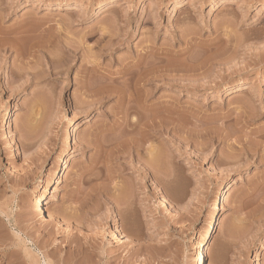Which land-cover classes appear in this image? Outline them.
I'll return each mask as SVG.
<instances>
[{
  "label": "rangeland",
  "instance_id": "rangeland-1",
  "mask_svg": "<svg viewBox=\"0 0 264 264\" xmlns=\"http://www.w3.org/2000/svg\"><path fill=\"white\" fill-rule=\"evenodd\" d=\"M226 183L207 264H264V0H0V264H194Z\"/></svg>",
  "mask_w": 264,
  "mask_h": 264
},
{
  "label": "bare ground",
  "instance_id": "bare-ground-1",
  "mask_svg": "<svg viewBox=\"0 0 264 264\" xmlns=\"http://www.w3.org/2000/svg\"><path fill=\"white\" fill-rule=\"evenodd\" d=\"M133 66H135V67H137V66H140V63H134V65L132 64H130V67H129V69H131V68H133ZM128 69V68H127ZM129 69L128 70H126V74H128L127 72L129 71ZM144 73H146V72H144ZM123 74V73H122ZM141 75V74H140ZM111 76H112V74H111ZM146 74H145V78H144V76H143V78L144 79H146ZM39 77H38V74L37 75H35L34 74V76H33V81H34V79H38ZM143 78H141L142 80H143ZM107 80H109V82L110 81H117V80H115V79H117V78H113V77H108L107 76V78H106ZM141 79L139 78V79H137V82L136 83H133V86H134V84L136 85V87H138L137 86V84H139L140 83V81H141ZM103 80V79H102ZM105 80V79H104ZM161 80H163V79H161ZM106 82V81H105ZM133 82V81H132ZM102 83V82H101ZM100 83V84H101ZM98 85V84H97ZM103 86H104V84H102ZM101 85V86H102ZM106 85V84H105ZM109 86V85H108ZM135 87V86H134ZM135 87V88H136ZM103 87H100V88H96L95 89V91H93V93H99V92H101L102 90H104V89H102ZM121 88V87H120ZM124 88V87H123ZM139 88V87H138ZM126 89H128V88H125V90ZM131 89V88H130ZM92 90H94V89H92ZM114 90V89H113ZM122 90V91H121ZM118 89V90H114L115 92L114 93H118V95H119V98L121 99V101H123V100H125L124 98H125V96L127 97V95H126V91L124 92V90L123 89ZM128 91V90H127ZM103 92V91H102ZM106 92V91H105ZM108 92V91H107ZM112 93V92H111ZM87 94H89V91H88V93ZM96 94V95H97ZM100 94V93H99ZM89 95H91V94H89ZM92 96V95H91ZM95 96V95H94ZM96 97V96H95ZM99 97V96H98ZM129 99V98H128ZM96 102V101H95ZM123 104V103H122ZM125 105V104H124ZM140 107V106H139ZM125 108V107H124ZM130 108V107H129ZM131 109V108H130ZM141 109V108H140ZM132 110H134L135 111V108H133V106H132ZM124 117L126 116V118L127 117H129V109L127 108V109H124ZM123 113V112H122ZM131 117V116H130ZM130 120H132V119H130ZM125 121V126L127 125V128L129 127L130 129L132 128L134 131H136V129H137V127H139L140 125H139V121L140 120H138V122H133V121ZM121 124V123H120ZM140 124H142V123H140ZM143 125H145V124H143ZM143 125H141L142 127H144ZM148 125V124H147ZM146 125V127H148ZM146 127H144V129L146 128ZM128 128V129H129ZM140 129H141V127H139ZM138 128V129H139ZM115 130V128L113 129H111V130H108V131H111V132H113ZM132 130V131H133ZM142 131H143V128L141 129ZM107 131V132H108ZM124 131V130H123ZM131 130H129V132H127L126 131V134H127V136H128V133L130 134L131 132H132ZM142 131H141V133H138L139 131H137L136 133L137 134H141L142 135ZM102 132H104V130H102V129H100V130H98V135H97V138H96V136H94L97 140H98V137H100L99 136V134H101ZM97 133V132H96ZM109 133V132H108ZM135 132L133 133H131L132 135H130V137L131 138H129V136H128V140H127V138L123 141V138H122V142H121V140H120V142H119V140L116 138L115 140H117V142H115V140L112 138V140L114 141V143H111V141L112 140H110V141H108V139H107V141L108 142H110L111 144H109V146H107L108 147V149H107V147L105 148V147H103V148H105V149H107V150H109L110 149V151H111V154L113 155V156H116L117 154H120L121 156H122V158H124V157H131V159L133 160V159H135L136 157H137V155H138V151L139 150H142V148H144V141H146V137L144 138L143 137V139L142 140H144V141H142V140H140L141 138H139V137H142L141 135L138 137L137 136V134H136ZM143 133H145V131H143ZM148 133V132H147ZM123 134V133H122ZM121 134V135H122ZM125 134V135H126ZM136 134V136L139 138H136L134 135ZM263 135V134H262ZM121 137V136H120ZM125 137V136H124ZM148 137V136H147ZM94 138V139H95ZM134 138H136V139H134ZM103 139V138H102ZM91 141V140H90ZM112 141V142H113ZM96 142V141H95ZM100 142V141H99ZM104 142V141H103ZM144 142V143H143ZM90 143H92V142H90ZM94 144V143H93ZM144 144V145H143ZM96 145H98V143L96 144ZM105 145V144H104ZM107 145H108V143H107ZM89 146V145H88ZM103 146V145H102ZM96 148H97V146H96ZM99 148V147H98ZM157 148V147H156ZM156 148H154V147H152L151 145H149L148 146V148L147 149H145V151H146V156H147V161H145V160H141L140 162H142L143 161V163H144V168H146L147 167V165L148 164H150V162L151 163H154L153 161H156L157 162V164H158V171H157V173H156V171H155V173L154 172H152V178L154 179V184L157 186V188H158V190H159V193L163 196V195H165V189H163L164 187V185L162 186V188H160V185L161 184H163L165 181H164V179H163V177H165L164 175H165V172L167 171V167H166V164H167V161H166V159L164 158L165 156H163V154H161L160 155V152L162 151V149H156ZM123 149H125V150H127V149H129V151L127 152V151H124ZM102 150H104V149H102ZM160 151V152H159ZM245 151V150H244ZM110 153V152H109ZM135 153H137V154H135ZM116 154V155H115ZM244 154V153H243ZM246 155L248 154V153H245ZM111 155V156H112ZM64 156V155H63ZM61 157L60 158V160H59V162L60 163H62V166H61V170H60V172L58 173V176L56 177V179L54 180V182L52 183V187H54V186H57L59 183H60V181H61V179L65 176V174H66V172H67V170L69 169V165L67 164V162H66V159H65V156L64 157ZM110 156V157H111ZM249 156V155H248ZM118 157H119V155H118ZM121 158V157H120ZM138 159H139V157H138ZM145 159V158H144ZM136 160V159H135ZM152 167V166H151ZM150 167V168H151ZM166 167V168H165ZM155 168V167H154ZM166 169V170H165ZM139 171V170H138ZM140 172H142V169L139 171V173ZM177 172V171H176ZM176 174V173H175ZM123 187V186H122ZM121 188V187H120ZM119 188V189H120ZM166 188V187H165ZM122 189V188H121ZM230 190H231V188H230V184L229 183H226L224 186H223V188L221 189V191H220V193H219V195L215 198V201H214V204H213V206H212V214H211V216H212V220H213V224H212V226H211V228L210 229H208L206 232H205V236H204V242L203 243H198L197 245H198V249H199V252H198V255L195 257V261H194V264H207V260H208V258H209V255H210V246H211V243H212V241H213V238H214V235H215V233H216V231H217V229H218V227H219V225H220V218H221V211L223 210V204L227 201V198H228V195H229V192H230ZM124 191V190H123ZM123 191H122V194H123ZM127 192V191H126ZM50 193V192H49ZM132 195V194H131ZM123 196V195H122ZM120 197V196H119ZM124 198V199H123ZM123 200L121 201V203H119L118 205H120V207H123V208H120L119 206H118V208L119 209H117L118 210V212H119V214H118V216H120V220L122 221V222H124V220H126L127 219V216H129L130 217V214H132V212H134L133 210H131L132 208H130V206H131V200H130V198L129 197H124L123 196ZM132 199H133V197H132ZM48 200V191L45 193V194H43L39 199H38V202H37V208H36V212H38L39 214H41V215H43V214H45V209H44V205H45V202ZM119 202V201H118ZM134 203V202H133ZM132 203V204H133ZM130 205V206H129ZM134 205V204H133ZM132 205V206H133ZM130 208V209H129ZM136 212V211H135ZM134 212V213H135ZM49 219L50 220H56V218H55V215L54 214H49ZM130 219V218H129ZM128 220V219H127ZM62 221V220H61ZM65 222V221H64ZM123 224V223H122ZM127 224V223H126ZM125 224V225H126ZM124 225V226H125ZM125 228V227H124ZM127 228V227H126ZM129 230V229H128ZM126 231L127 230H124L123 229V231H121L122 233V235H124V238L125 239H127V241L128 242H131L132 243V239H131V236H132V234H129V231H128V234L126 233ZM132 233H134V231L132 232ZM131 235V236H130ZM136 237V236H135ZM132 238H133V236H132ZM127 242V243H128Z\"/></svg>",
  "mask_w": 264,
  "mask_h": 264
}]
</instances>
